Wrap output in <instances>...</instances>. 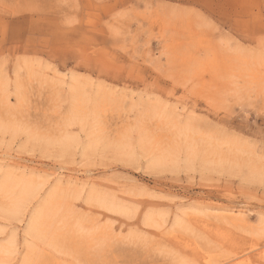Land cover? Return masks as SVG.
<instances>
[{"label":"rangeland","instance_id":"1","mask_svg":"<svg viewBox=\"0 0 264 264\" xmlns=\"http://www.w3.org/2000/svg\"><path fill=\"white\" fill-rule=\"evenodd\" d=\"M12 240L6 264H264V0H0Z\"/></svg>","mask_w":264,"mask_h":264},{"label":"bare ground","instance_id":"2","mask_svg":"<svg viewBox=\"0 0 264 264\" xmlns=\"http://www.w3.org/2000/svg\"><path fill=\"white\" fill-rule=\"evenodd\" d=\"M29 185H30V184H29ZM26 188H27V187H26ZM27 189L32 191V189H29V188H27ZM9 190H10V189H9ZM33 190H34V189H33ZM12 191H13V190H12ZM32 192H33V191H32ZM12 193H13V192H12ZM20 194H21V193H18V194H17V195H19V196H18L19 198H20ZM17 195H16V197H15V201L13 200L14 202H16V199L18 198ZM21 195H22V194H21ZM27 195H28V193H27ZM32 195H33V194H32ZM26 197H29V196H26ZM26 197H25V198H26ZM19 198H18V199H19ZM22 198H24V196H23ZM50 198H51V197H50ZM18 199H17V200H18ZM29 199H31V198H28V199H27V202H28ZM21 200H22V199H21ZM21 200H20V201L18 200L19 202H17V203H19V204L14 203V204H16L14 207H13V205H11V206H12V211H9V210H8V212L13 213V214H22V213H24V212H25L24 210H25V208H26V205H24L25 203L23 204V201H22V203H21V205H20ZM24 200H25V199H24ZM30 201H31V200H30ZM51 201H52V200H51ZM27 202H26V204H27V206H28V204H29L30 202H29V203H27ZM12 204H13V202H12ZM55 204H56V203H55ZM61 204H63V203H61ZM49 205H50V204H49ZM55 207H57V206H55ZM8 208H9V207H8ZM47 208H49V207H47ZM9 209H10V208H9ZM38 209H39V208H38ZM42 210H44V209H41V208H40V214L42 213ZM49 210H51V209H49ZM57 210H58V208H57ZM47 211H48V210H47ZM53 211H54V210H53ZM58 211H59V210H58ZM36 212H38V211H36ZM49 212H50V211H49ZM55 213H56V212H55ZM24 214H25V213H24ZM37 214H39V213H37ZM40 214H39V215H40ZM42 214L45 215L46 213L43 212ZM42 214H41V215H42ZM33 215H34V214H32V217H31L32 220H33V222H32V224L30 223L31 225L29 226V229H28V231H27V234H28V232H29L28 235H31V234H32V236H33V235L35 236V235H38V234L40 233V232L38 233V231H37V227H38V226H37V223H38V225H39V223L42 222V221L39 222L38 219L36 218V217H38L39 215L36 216V217H34ZM35 215H36V214H35ZM43 215H42V216H43ZM42 216H41V217H42ZM45 216H46V215H45ZM51 216H52V215H51ZM19 217H20V216H19ZM22 217H23V216H22ZM33 217H34V219H33ZM47 217H48V216H46V219H47ZM39 218H40V217H39ZM41 219H42V218H41ZM48 222H49V221H48ZM48 222H47V223H48ZM42 223H43V222H42ZM42 223H40V225H41ZM44 224H45V223H44ZM36 226H37V227H36ZM39 227H40V226H39ZM42 227H43V226H42ZM40 228H41V227H40ZM39 230H40V229H39ZM42 230H43V229H42ZM41 235H43V234H41ZM38 236H39V235H38ZM14 239H15V238H14ZM10 240H11V239H10ZM17 242H18V241H17ZM18 243H19V242H18ZM18 243H17V245H16V241H15V240H12V242L9 243V244H10L9 246H8V245H5V244H4V246H0V251H1V252H6V253L9 252V256H10V253H12V252H16V251H15V247H16V246L18 247ZM28 248L31 249V247H28ZM13 249H14V251H12ZM30 251H31V250H30ZM30 251H29V252H30ZM13 254H15V253H13ZM30 255H31V254H29V256H30ZM29 256H28V257H29ZM3 257H4V256H3ZM30 257H32V256H30ZM30 257H29V258H30ZM1 258H2V257H1ZM24 258H25V257H24ZM29 258L26 257L25 259L27 260V259H29ZM31 259H32V258H31ZM31 259H29V260H31ZM23 260H24V259H23ZM26 260H25V261H26ZM4 261H7V260H0V264H6V262H4ZM32 261H33V260H32ZM26 262H27V261H26ZM27 263L29 264V261H28ZM27 263H26V264H27Z\"/></svg>","mask_w":264,"mask_h":264}]
</instances>
